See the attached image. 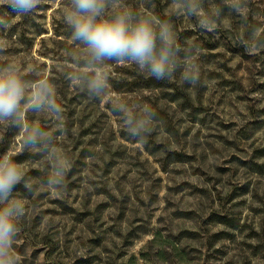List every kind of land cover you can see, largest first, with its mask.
<instances>
[{"label": "rangeland", "instance_id": "rangeland-1", "mask_svg": "<svg viewBox=\"0 0 264 264\" xmlns=\"http://www.w3.org/2000/svg\"><path fill=\"white\" fill-rule=\"evenodd\" d=\"M160 8L174 19L169 24L177 43L181 31H192L177 54L175 80L184 84L182 73L194 64L201 70L202 83L192 88L194 97L203 93L202 105L195 104L197 116L181 100L170 103L173 90L165 87L120 95L106 89L100 103L90 98L87 80L94 70L86 66L84 46L69 39L65 23L71 0H43L30 17H12L0 6V17L7 19L6 27L0 24V66L16 65L27 81L47 80L64 108L60 117L47 110L28 113L29 123L50 137L36 147L23 145L18 127L0 123V155L11 148L15 161L28 157L19 166L21 183L30 188L24 195L12 193L25 205L20 218L53 236L59 259L69 263L112 264L135 255L141 264V251H149V240L160 233L184 250L189 264H229L236 242H208L199 219L181 216L219 210L230 193V213L245 227L238 239L264 229V157L259 158L264 125L253 131L251 123L256 117L264 121V0H112L106 14L130 9L137 17L159 18ZM201 20L211 27H202ZM102 70L130 81L128 74H140L135 65L111 61ZM109 102L120 105L122 115H114ZM149 104L163 118L149 120L147 128L164 153L147 147L148 139L121 138V131L130 133L128 118H145ZM93 123L98 135H87ZM66 124L68 134H62ZM85 148L95 154L84 160L79 152ZM169 150L188 158L165 169ZM78 157L85 162L75 164ZM57 164L64 171L53 186L49 179L57 178ZM17 229L9 250L14 264H53L45 260L43 247L29 244ZM134 230L141 236L126 240ZM192 231L202 236L193 238Z\"/></svg>", "mask_w": 264, "mask_h": 264}, {"label": "clouds", "instance_id": "clouds-1", "mask_svg": "<svg viewBox=\"0 0 264 264\" xmlns=\"http://www.w3.org/2000/svg\"><path fill=\"white\" fill-rule=\"evenodd\" d=\"M112 0H71V9L65 15V23L70 27L69 39L84 46L87 56L86 66L94 70L87 80L90 98L97 100L109 86V77L102 70L105 62L115 65H135L141 72L147 71L156 81H172L179 66L177 54L180 46L172 27L155 15L135 16L130 9L115 15H108ZM43 0H0V6L14 16L30 17L40 11ZM189 11L195 13L194 6ZM0 24L7 26V19L0 17ZM202 27L210 28L207 20H201ZM184 84L193 88L202 83L201 70L193 65L182 73ZM63 106L54 98L52 85L45 79L27 81L20 69L14 64L0 66V123L7 122L9 127H18L25 147H36L49 134L37 124L29 123L28 113L44 110L60 117ZM146 117L135 120L129 117L126 123L129 131L145 143L148 132L147 122L158 112L151 104L145 109ZM68 134L67 124L59 129ZM152 132L149 133V135ZM17 153L11 148L0 155V264H14L9 250L17 234V220L25 214V205L12 197L13 191L21 184L24 174L13 159ZM64 171L63 164H57V178H50V185L60 183L58 177Z\"/></svg>", "mask_w": 264, "mask_h": 264}, {"label": "trees", "instance_id": "trees-1", "mask_svg": "<svg viewBox=\"0 0 264 264\" xmlns=\"http://www.w3.org/2000/svg\"><path fill=\"white\" fill-rule=\"evenodd\" d=\"M158 14L159 18L163 22L169 23L170 21L174 20L173 17L164 14L162 8L159 9ZM191 33L192 31H181L178 38V43L180 47L185 45L184 42H186L191 37ZM139 72L140 74L137 75L128 74L131 76H128V79L133 78L131 79V81L127 79H121V77H119L118 75L113 76L112 73L109 76L107 75L109 77V86L106 89H109L112 93L120 95L122 92H135L139 87L145 89H162L163 87H165L167 89L173 90V96L169 99L170 103H175L181 100L182 104L187 109L192 111L195 116L201 114V111L198 110L195 104L197 101L200 105H202L203 93L197 92V96L194 97V93L192 92L193 87L187 84L180 85L178 79L175 80V78H178L175 77V72L173 74L174 79L172 81H156L154 78H150L148 76L147 71ZM98 102H101V98L98 100ZM107 108L111 110V112L116 116L122 115L123 110L120 105L113 104V102H109ZM153 119H155L156 121H163V118L154 117ZM255 120L251 121V123L254 125L253 131L262 128V126L264 125L263 119L256 117ZM251 123H249V126L251 125ZM94 126H96L95 123H93L90 128L85 131L87 135H98L95 133L94 130H92ZM149 133L150 132L148 131L141 134L142 136H145L148 139L147 147L151 146L153 152L164 153L163 151H161L160 146H157V140L153 137L152 134L149 135ZM15 134L16 133H14V136ZM121 138L129 142H135L139 139L138 137H134L131 133H126L125 131H121ZM244 138H250V135L245 133ZM96 139H98V137ZM79 154V156H82V158L85 160L90 156H93L95 154V151H92L89 148H85L83 150H80ZM263 157L264 155L259 156V158ZM187 158L188 155L184 152L169 150L167 151V155H165L163 159V167L166 169L170 167L172 163L184 162ZM27 159L28 157H25L23 159L17 158L16 162L18 164L24 163ZM113 159L114 157H111L110 161L107 164L108 167H111L113 165ZM82 162L85 161H82V159L78 157L75 161V164H79ZM29 188L30 187H27L26 185L21 183L17 186L13 193L15 192L25 194L29 190ZM246 192L247 189H243L242 194H245ZM232 196V193H230L226 196L225 199H223V202L221 203L222 207L219 210H212L210 213L204 215H201L195 211H185V215H182L181 217H194L196 219H199V229L201 228L200 231L205 233L208 242L217 238H225L236 242V247L234 249L233 254L231 255L229 264H264V229H252L251 231H249V233L242 236V240L238 239V234H243L245 231V227L241 225L240 219L235 216H232V213H230L231 207L229 208L228 204L231 202ZM220 226H223L224 228L217 229V227ZM17 227L19 228L21 236L25 241H27L33 246H41L44 248V258L47 262L53 264H75L69 263L67 260L59 259L57 253L59 242H57L54 237L50 234L41 233L39 230L36 229V227H31L28 224L27 220H22L20 217L17 220ZM212 229L217 230L212 233ZM190 234L194 235V237L192 236L193 238H196L197 235H201V232L192 231L190 232ZM129 236L140 237L141 235H139V233H135L134 230L129 232V235L126 236V240L129 238ZM148 248L150 249L149 251H141L140 253L139 259L142 261L141 264H165L167 262H169L170 264H189L184 250L179 249L175 241H171V239L161 236L160 233H156L154 237L149 240ZM112 264L140 263L137 256L130 255L127 259L119 262L115 261Z\"/></svg>", "mask_w": 264, "mask_h": 264}]
</instances>
